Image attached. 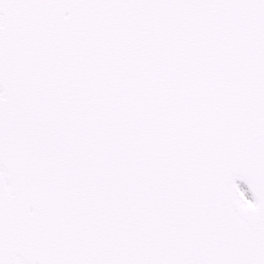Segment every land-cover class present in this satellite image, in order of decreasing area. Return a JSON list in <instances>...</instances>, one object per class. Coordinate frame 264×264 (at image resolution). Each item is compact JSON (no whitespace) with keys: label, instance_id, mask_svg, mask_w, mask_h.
I'll list each match as a JSON object with an SVG mask.
<instances>
[{"label":"snow or ice","instance_id":"6c2138e0","mask_svg":"<svg viewBox=\"0 0 264 264\" xmlns=\"http://www.w3.org/2000/svg\"><path fill=\"white\" fill-rule=\"evenodd\" d=\"M0 264H264V0H0Z\"/></svg>","mask_w":264,"mask_h":264}]
</instances>
